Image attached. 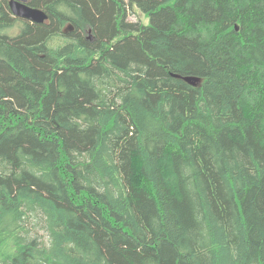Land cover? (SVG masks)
I'll return each instance as SVG.
<instances>
[{
	"label": "trees",
	"instance_id": "trees-1",
	"mask_svg": "<svg viewBox=\"0 0 264 264\" xmlns=\"http://www.w3.org/2000/svg\"><path fill=\"white\" fill-rule=\"evenodd\" d=\"M9 2L0 264H264V0Z\"/></svg>",
	"mask_w": 264,
	"mask_h": 264
},
{
	"label": "water",
	"instance_id": "water-1",
	"mask_svg": "<svg viewBox=\"0 0 264 264\" xmlns=\"http://www.w3.org/2000/svg\"><path fill=\"white\" fill-rule=\"evenodd\" d=\"M10 10L14 17L20 18L35 24H44L48 20V15L29 5V0H10ZM191 82V80H188Z\"/></svg>",
	"mask_w": 264,
	"mask_h": 264
},
{
	"label": "rangeland",
	"instance_id": "rangeland-1",
	"mask_svg": "<svg viewBox=\"0 0 264 264\" xmlns=\"http://www.w3.org/2000/svg\"><path fill=\"white\" fill-rule=\"evenodd\" d=\"M141 18H143V15L141 14V12L136 11L135 14L130 15L129 21H131V22H137Z\"/></svg>",
	"mask_w": 264,
	"mask_h": 264
}]
</instances>
